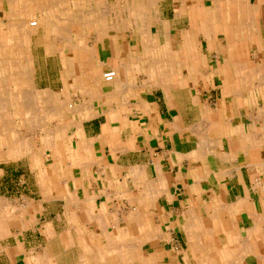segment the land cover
Wrapping results in <instances>:
<instances>
[{
  "label": "crops",
  "instance_id": "1",
  "mask_svg": "<svg viewBox=\"0 0 264 264\" xmlns=\"http://www.w3.org/2000/svg\"><path fill=\"white\" fill-rule=\"evenodd\" d=\"M0 95V264H264V0H0Z\"/></svg>",
  "mask_w": 264,
  "mask_h": 264
},
{
  "label": "built area",
  "instance_id": "2",
  "mask_svg": "<svg viewBox=\"0 0 264 264\" xmlns=\"http://www.w3.org/2000/svg\"><path fill=\"white\" fill-rule=\"evenodd\" d=\"M35 21H31L29 24L31 25V26H34L35 25ZM114 76H115V71H113V70H109V71H107V72H104L103 74H102V77H103V79L105 80V81H111L113 78H114Z\"/></svg>",
  "mask_w": 264,
  "mask_h": 264
},
{
  "label": "rangeland",
  "instance_id": "3",
  "mask_svg": "<svg viewBox=\"0 0 264 264\" xmlns=\"http://www.w3.org/2000/svg\"><path fill=\"white\" fill-rule=\"evenodd\" d=\"M22 15H24L23 19H25V18L27 19L28 18V20H36L35 16L31 15L30 13H25V14H22ZM6 96H8V95H0V101H2L3 99H5V101H6ZM8 106H10V105H8ZM9 112H10V110H9ZM18 123H19V120H18Z\"/></svg>",
  "mask_w": 264,
  "mask_h": 264
},
{
  "label": "bare ground",
  "instance_id": "4",
  "mask_svg": "<svg viewBox=\"0 0 264 264\" xmlns=\"http://www.w3.org/2000/svg\"><path fill=\"white\" fill-rule=\"evenodd\" d=\"M25 18V17H24ZM26 19V18H25ZM28 19V18H27ZM0 116H2L1 114H0ZM2 118V117H1Z\"/></svg>",
  "mask_w": 264,
  "mask_h": 264
}]
</instances>
